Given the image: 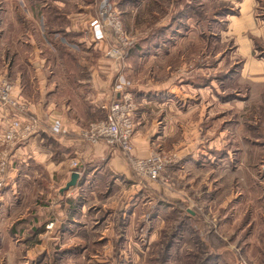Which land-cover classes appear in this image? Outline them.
<instances>
[{
    "label": "rangeland",
    "instance_id": "obj_1",
    "mask_svg": "<svg viewBox=\"0 0 264 264\" xmlns=\"http://www.w3.org/2000/svg\"><path fill=\"white\" fill-rule=\"evenodd\" d=\"M96 1L94 17L103 3ZM109 1L121 12L129 42L124 58L117 60L122 63L117 79L125 76L131 82L127 90L137 102L134 128L137 130L140 118L145 132L158 126L159 138L151 133L149 154L138 157L133 150L132 155L146 158L161 153L169 164L162 172L165 181L153 184L138 176L142 189L136 187L135 214L134 205L129 204L131 193L114 196L118 208L112 222L121 233L120 242L128 240L122 246L126 255H112L115 260L90 255L107 239L68 246L50 238L44 245L37 235L46 229L52 237L59 230L56 221L50 220L44 229L29 227L24 237V220L16 221L9 231L23 238L16 240L20 246L6 251L0 244V264H264V0L254 1L253 20L242 14L244 0ZM60 2L69 14L91 10L87 0ZM44 4L55 7L54 0H0V22L13 6L26 19L41 18ZM94 41L98 42L95 37ZM105 42L109 50L113 39L105 38ZM4 46L0 79L9 78L6 67L10 60ZM158 85L162 90L156 94ZM138 97L148 103L149 98L162 99L152 116L140 117ZM172 98L173 103H167ZM109 102L102 104V110ZM8 151L9 145L0 140V164H11ZM122 151L132 164L131 156ZM10 179H3L0 209ZM39 181V187L48 188L46 181ZM109 182L101 181L97 187L81 180L82 188L66 200V221L89 201L86 217L94 224L92 229L99 227L111 212L103 207L108 193L103 196L92 191H112L114 183ZM45 200L38 194L36 206L47 205ZM130 226L134 235L127 238ZM87 247L83 257L80 252ZM68 256L75 259L70 261Z\"/></svg>",
    "mask_w": 264,
    "mask_h": 264
},
{
    "label": "crops",
    "instance_id": "obj_2",
    "mask_svg": "<svg viewBox=\"0 0 264 264\" xmlns=\"http://www.w3.org/2000/svg\"><path fill=\"white\" fill-rule=\"evenodd\" d=\"M60 1L54 0L55 7L44 4L41 18L30 16L26 19L23 15H18L13 6L9 8L6 19L0 22V50L6 44L5 49L10 60L5 73L12 82L13 96L22 104L15 108L0 102V135L16 117L22 121L36 117L40 121L39 128L28 140L11 146L10 153L6 152L7 155L9 153L11 164H7L4 180L11 178L12 184L4 189L1 196L6 195L2 210L0 209V230L3 231L0 244L6 251L9 247V250H12V246L16 244L20 246L18 242L23 238L9 233L18 221L25 220L21 223L22 228L19 226L25 237V231L29 227L44 229L43 226L54 219L59 230L54 232L52 237H49L50 232L46 229L37 235L44 245L50 238L54 239L55 244L60 242L68 246H88L92 240L107 239L101 249L90 255L95 259H103V256L110 258L112 255H123L126 249L122 246L128 244V240L120 242L121 233L113 226V212L118 208L114 196L131 193L128 195L131 196L129 204L134 205L132 208L135 214L138 209V206H135L138 199L135 191L136 187L137 190L142 189L139 184L141 180L119 146L113 147L104 141L90 143L82 138L81 132L90 122L101 118L103 113L105 115L102 104L120 96L119 92L115 91V86L122 63L107 56L108 46L105 39L94 41L90 23L94 18L97 1L87 0V3H91L90 13L82 15L67 13L61 8ZM254 1L244 0L241 4L244 17L250 16L248 20H253L251 13ZM128 5L125 3L124 6ZM238 20L237 17L236 22L240 23ZM155 89L156 94L162 90L159 85L155 86ZM171 93L174 95V90ZM161 99L149 98L148 103L142 100L140 102L138 97V104L142 106L140 117L142 114L152 116L154 107H159ZM173 101L172 98L167 100V103ZM55 121L62 124V131L53 130ZM141 122V118L136 121L138 128L133 136L134 153L138 157H145L152 147L150 137L154 134L159 138L156 129L158 126L153 123V129L145 132L146 125ZM75 160L85 173H81L77 186L62 192V187L70 180L73 171L78 170L72 166ZM109 175L112 179L115 177V180H110ZM40 179L46 181L48 188L39 187ZM81 180L92 182V185L97 187H100L101 181L104 180H109V184L114 183L110 192L106 188L104 191H92L103 196L108 193L103 207L105 212L111 211L96 229H92L94 224L89 223L86 217L89 201L70 218V221H66L69 214L66 200L79 192L84 184L80 183ZM119 180L125 184H120ZM149 182L154 184L158 181ZM38 194L45 197L47 205L36 206ZM47 199H51L50 202ZM129 204L122 208H128ZM54 211L58 214L53 215ZM64 223L67 225L61 229ZM7 227L9 229L4 231L3 228ZM132 228H127V238L134 235ZM114 245L119 248L116 249ZM88 249L87 247L82 250L80 254L84 257ZM14 257L12 259H15ZM74 257L68 256L67 259L71 261ZM77 257L80 258V255L77 254ZM112 259L115 260L114 257Z\"/></svg>",
    "mask_w": 264,
    "mask_h": 264
},
{
    "label": "built area",
    "instance_id": "obj_3",
    "mask_svg": "<svg viewBox=\"0 0 264 264\" xmlns=\"http://www.w3.org/2000/svg\"><path fill=\"white\" fill-rule=\"evenodd\" d=\"M91 30L97 41L105 38L113 39L112 47L107 51V56L116 60L124 58V51L129 43L128 38L123 29L121 12L109 0H103L98 15L91 22ZM130 85L131 82L125 76L118 78L115 91L119 92L120 96L104 106L106 109L105 118L91 122L82 130L81 136L85 141L91 143L104 141L109 145L119 146L127 155L131 156V166L140 177L164 182L165 177L162 172L169 164H166L167 160H163L161 153H157L155 157L151 154L146 158H137L132 155L135 132L133 114L136 111L135 104L137 105V102L133 94L127 90ZM12 89L13 85L9 78L0 79V100L4 105L18 108L22 104L17 101L18 99H13ZM39 125L40 121L36 117H31L27 121L14 118L0 135V140L11 147L28 140L37 131ZM61 126L59 121H55L53 130L60 132L62 131ZM72 166L78 169L80 174L82 173L78 162ZM6 172L7 164H0V188Z\"/></svg>",
    "mask_w": 264,
    "mask_h": 264
},
{
    "label": "water",
    "instance_id": "obj_4",
    "mask_svg": "<svg viewBox=\"0 0 264 264\" xmlns=\"http://www.w3.org/2000/svg\"><path fill=\"white\" fill-rule=\"evenodd\" d=\"M81 174L78 172V170L73 171L70 180L65 184L64 187H62L61 191L65 192L68 191L70 188L77 186ZM85 180V178H83Z\"/></svg>",
    "mask_w": 264,
    "mask_h": 264
}]
</instances>
